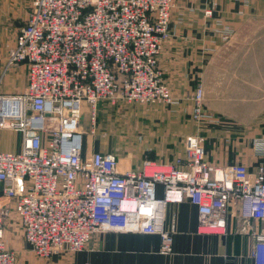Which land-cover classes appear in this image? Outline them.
<instances>
[{
  "label": "built area",
  "instance_id": "1",
  "mask_svg": "<svg viewBox=\"0 0 264 264\" xmlns=\"http://www.w3.org/2000/svg\"><path fill=\"white\" fill-rule=\"evenodd\" d=\"M174 0H32L27 21L8 51V64L26 66L27 85L0 91V129L20 135L17 151L0 150V264H18L3 238L10 207L25 242L41 258L79 251L104 231L157 233L159 251L172 249L170 203L196 206L197 231L221 234L232 202L264 218V165H214L205 137L189 134L171 163L144 158L121 171L114 153L83 152L87 114L96 127L99 103L173 104L158 68ZM211 15L210 10L205 11ZM224 39L230 38L223 35ZM203 119V90L193 93ZM263 149V141L257 142ZM162 188L161 196L156 194ZM264 264V234L251 251Z\"/></svg>",
  "mask_w": 264,
  "mask_h": 264
},
{
  "label": "crops",
  "instance_id": "2",
  "mask_svg": "<svg viewBox=\"0 0 264 264\" xmlns=\"http://www.w3.org/2000/svg\"><path fill=\"white\" fill-rule=\"evenodd\" d=\"M27 1L0 0V91L3 93H18L27 85L23 63L9 68L4 64L19 28L25 23L22 19ZM206 7L212 8L211 15L204 13ZM226 27L232 32L229 40L223 41L221 31ZM169 31L171 35L160 52L158 67L176 102L147 104L149 108L144 110L143 119L135 112L112 131L102 127L91 134L88 130L83 152L114 153L119 169L125 171L137 169L144 158L171 163L183 154L182 141L186 135L201 134L205 137V159L214 165L243 163L250 171L264 165V147L257 145L264 141V113L255 111L246 115L227 108L221 98H204L211 77L218 83L219 92L230 88L219 82L226 68V55L234 43L242 47L250 41L264 39V0H174ZM199 83L203 88L204 111L218 117L217 123L205 117L197 122L190 117L191 94ZM101 106L106 108V103L98 105L104 115ZM99 121L97 117L98 125ZM82 122L87 125L85 119ZM126 129L130 131V139L121 143L120 131ZM121 144L130 149L121 151L118 149ZM19 147L18 133L0 130V150L17 151ZM161 193L159 186L156 194L161 196ZM249 211L248 203L232 202L226 210L223 233H199L195 205L187 200L168 204L163 217L165 229L173 225L172 249L168 253L159 251L157 233L104 231L94 233L82 250L62 251L47 258H37L25 243L21 249L25 253H18V258L23 264H255L251 251L257 236L264 234V218L250 215Z\"/></svg>",
  "mask_w": 264,
  "mask_h": 264
},
{
  "label": "rangeland",
  "instance_id": "3",
  "mask_svg": "<svg viewBox=\"0 0 264 264\" xmlns=\"http://www.w3.org/2000/svg\"><path fill=\"white\" fill-rule=\"evenodd\" d=\"M31 2H32V0H28L26 3L25 16L22 19V22H26L27 18L29 17V13H30V9H31ZM207 10H210L212 12L211 7L204 8V13ZM229 31L232 32L229 27H226L224 30L221 31V37H222L223 41L229 40V38L227 40L223 38V35L228 34V36H229ZM263 38H264V34H263ZM258 41H259V43H257ZM258 41L257 40H255L253 42L250 41V42L246 43L245 45H243L242 47L238 44V42L234 43L232 48L230 50H228L229 52L227 51L228 52L226 55L227 58L224 61V66L226 68H225V70H223V73L221 75V81L219 82V83H221V85H223V84L230 85L229 86L230 88L227 90H222L219 92L218 91V83L214 82L213 77H211L209 88L207 89L206 93L204 94V96H205L204 98H209V99L221 98L224 102H226V104H224V105L227 108L232 107V109L234 111L240 110V111L246 113V115L248 113H252L255 111H258L259 113L260 112L264 113V47L261 44L262 42L264 43V39H260ZM257 48H259V49H257ZM7 57H8V55H7ZM7 57H6V59H5L6 61L4 63L5 67L9 68V67L14 66V65L8 64V62H7L8 58ZM162 78H164V77L162 76ZM3 80L1 81V83L3 82ZM164 81H165V79H164ZM201 84L200 83L197 84L194 88V91L191 94L192 108L190 111V117L192 120L197 121V122H198V120H195V117L193 116V112H192L193 101H194L192 95L198 87L202 88ZM234 85H237V86L235 87ZM170 92L172 94L171 90H170ZM172 96L174 97L173 94H172ZM174 99H176V98L174 97ZM104 103H106V102H104ZM134 104H136V105H134ZM156 105H161V104H156ZM99 107H97V117H99L101 120V121H99V123L101 124V127H99L100 124L98 125V122L96 120L95 131H98V130L103 129V128H109L108 130L112 131L113 128L115 127V125L120 123V121L124 122V120H127L128 117L130 115L134 114L135 112L136 113L138 112L139 113L138 117L143 119L144 110L146 108H149V106H147V104H140V103H123V104H119V105L106 103V106H105L106 108H103L101 106V109L105 110V111H103L104 115H101L102 111L99 109ZM98 109L100 111H98ZM202 112H203V117H205V119H207L209 122L217 123L220 121L218 119V117L208 113V111H207V113H205L204 108H203V101H202ZM86 115L87 114H85L83 119H85V122L87 121V125H85L83 122H82V125L84 127L85 132H88L89 122H88V118ZM246 115L244 114V116L247 118ZM97 117H96V119H97ZM83 119H82V121H83ZM125 124L128 125V123H125ZM86 128H88L87 131H86ZM0 130H10L13 133H16L15 131H13L11 129H0ZM115 132H118L117 129L115 130ZM120 133L122 134L121 139H120L121 143H123L125 140L128 141L130 139V131L129 130H127V131L121 130ZM114 135H115V133L112 134V137ZM110 138L111 137H109V140H110ZM182 143H183V141H182ZM263 147H264V141H263ZM118 149L126 152L130 149V147L126 146L124 144H121V145H118ZM2 232H3L2 238H3L6 246L10 250L15 252V254L17 255L16 258H18V253L19 254L25 253V251L23 252L21 249L24 248V245H26L25 244L26 242L22 236L21 228H20L19 222H18V217H17L16 213L13 212L11 207H10V210H9L7 216L3 218ZM35 256L37 258H41V257H38L36 254H35ZM17 262H18V264H23V262L20 261L19 258L17 259Z\"/></svg>",
  "mask_w": 264,
  "mask_h": 264
}]
</instances>
